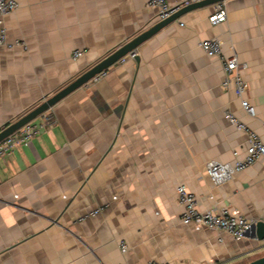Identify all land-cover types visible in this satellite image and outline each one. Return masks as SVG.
<instances>
[{"label": "crops", "instance_id": "1", "mask_svg": "<svg viewBox=\"0 0 264 264\" xmlns=\"http://www.w3.org/2000/svg\"><path fill=\"white\" fill-rule=\"evenodd\" d=\"M19 3L5 21L9 42L25 45L0 47V131L160 21L146 0ZM226 7L217 25L209 21L215 4L184 12L135 48V58L31 121L51 116L0 158V264H244L264 255L251 234L235 239L184 223L177 199L185 183L201 210L228 206L264 222V159L222 184L205 170L246 145L228 111L264 138V0ZM213 37L223 56L248 64L255 116L224 85L222 59L200 46ZM77 49L83 55L73 60Z\"/></svg>", "mask_w": 264, "mask_h": 264}, {"label": "built area", "instance_id": "2", "mask_svg": "<svg viewBox=\"0 0 264 264\" xmlns=\"http://www.w3.org/2000/svg\"><path fill=\"white\" fill-rule=\"evenodd\" d=\"M202 0H180L178 2H170L169 0H146L151 8L158 10L160 20L166 19L178 12L183 7L190 4L201 2ZM19 0H0V47H13L15 45H25L24 41H16L10 43L8 39V28L5 17L7 14L15 11L19 7ZM226 0L217 2L213 13L209 16L212 25H217L227 19ZM181 25H184L181 22ZM200 46L210 57H219L223 61V69L226 74L224 85H233L236 95L241 101L243 109L251 116L256 115V106L250 101L246 93L248 91V83L244 79L242 70L248 67L247 63H240L236 55L231 57L223 56V43L218 37L203 39ZM83 55V51L75 50L72 54L73 60H78ZM137 51L133 50L122 57L119 62H125L128 58H135ZM107 74L104 70L96 74L90 81L98 82ZM227 118L230 123L246 135V145L244 149L239 151L233 150V159L229 161H221L218 159L208 160L205 164L207 176L214 184L225 183L234 178L239 172L254 165L258 160L264 159V138L248 123L243 121L237 114L232 111L227 112ZM51 116H45L44 123H49ZM44 123L36 124L31 121L14 133L5 137L0 141V158L12 153L22 144H28L36 135L40 133V128ZM177 199L182 208L181 219L186 224H194L196 228L209 227L212 229L222 230L235 239H241L246 236L248 231L256 223L238 211L228 206H211L201 210L198 207L197 194L191 190L185 183L177 186ZM108 204H104L88 213L80 215L79 221L88 217L97 215L105 209ZM264 242V238L262 239ZM123 251H126L127 244L121 241ZM148 264H172L171 262L150 261Z\"/></svg>", "mask_w": 264, "mask_h": 264}, {"label": "water", "instance_id": "3", "mask_svg": "<svg viewBox=\"0 0 264 264\" xmlns=\"http://www.w3.org/2000/svg\"><path fill=\"white\" fill-rule=\"evenodd\" d=\"M223 0H202L201 2L190 4L186 7H183L178 12L174 13L170 17L160 20L147 30L143 31L129 42L116 49L111 54L107 55L105 58L83 71L80 75H78L74 80L68 83L66 86L58 90L56 93L46 98L43 102L39 103L37 106L32 108L26 114L21 116L19 119L11 123L9 126L3 128L0 131V141H2L5 137L14 133L17 129L21 128L25 124L34 120L40 114L46 112L48 109L52 108L55 104H57L64 97L75 91L76 89L82 87L83 85L90 82V80L98 73L108 70L112 65L117 63L122 57L127 55L129 52L133 51L140 44L151 38L154 34H156L159 30L164 28L166 25L176 20L181 14L187 11H191L197 8H201L207 5H213L217 2ZM247 234H251L257 237L259 240L264 238V222L258 221L256 222L250 231ZM244 264H264V255L257 257L249 262Z\"/></svg>", "mask_w": 264, "mask_h": 264}]
</instances>
